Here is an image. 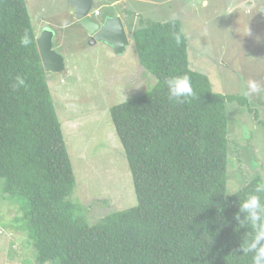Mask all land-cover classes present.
Returning <instances> with one entry per match:
<instances>
[{"label":"trees","instance_id":"trees-1","mask_svg":"<svg viewBox=\"0 0 264 264\" xmlns=\"http://www.w3.org/2000/svg\"><path fill=\"white\" fill-rule=\"evenodd\" d=\"M25 33L28 47L20 44ZM131 34L141 65L157 80L111 108L138 203L89 224L72 199L76 173L26 0H0V178L3 197L19 204L2 226L24 232L34 264H251L252 254L240 252L251 226L234 217L263 178L227 192L226 104L249 105V98L214 91L210 77L191 68L180 19ZM183 75L196 95L176 102L166 80ZM17 76L24 86L14 87Z\"/></svg>","mask_w":264,"mask_h":264},{"label":"rangeland","instance_id":"rangeland-1","mask_svg":"<svg viewBox=\"0 0 264 264\" xmlns=\"http://www.w3.org/2000/svg\"><path fill=\"white\" fill-rule=\"evenodd\" d=\"M112 1L93 0L92 17L121 13L134 23L133 29L148 22L180 19L188 40L190 66L210 77L214 91L245 96L249 80L264 86V0H256L258 6L250 13L246 4L242 12L233 9L239 0H120L113 6ZM26 3L37 36L52 28L54 49L65 59L64 70L46 71V78L76 173L72 199L83 205L78 215L94 224L138 203L111 108L136 97L157 80L141 65L131 33L122 50L100 38L91 44L71 0ZM248 98L250 106L237 101L226 104L228 170L233 172L228 193L238 192L257 175L264 181V125L260 123L264 120V92ZM255 110L259 117H255ZM4 183L0 178V264H34L33 246L29 240L23 243L24 232L2 226L19 213L17 201L3 197ZM98 200L104 201L96 203Z\"/></svg>","mask_w":264,"mask_h":264},{"label":"clouds","instance_id":"clouds-1","mask_svg":"<svg viewBox=\"0 0 264 264\" xmlns=\"http://www.w3.org/2000/svg\"><path fill=\"white\" fill-rule=\"evenodd\" d=\"M175 39L177 44H179L180 36L177 35ZM31 43L32 41L27 33L20 39V44L24 47H28ZM166 84L170 97L176 102H182L196 95L192 87L191 79L187 75L171 77L166 80ZM24 85V78L17 76L14 87ZM262 92H264V86L256 80H249L244 95L251 97L254 94H260ZM260 194H264V184L258 183L253 192L241 200L239 212L234 217L240 226H244L245 224L251 226V238L240 246V252L242 254H252L251 264H264V202L261 201ZM240 213H244L243 219H241Z\"/></svg>","mask_w":264,"mask_h":264},{"label":"water","instance_id":"water-1","mask_svg":"<svg viewBox=\"0 0 264 264\" xmlns=\"http://www.w3.org/2000/svg\"><path fill=\"white\" fill-rule=\"evenodd\" d=\"M75 7L78 22L87 31L91 44L100 38L108 41L117 50H122L129 42V27L121 15L105 16L102 19L93 18L91 9L93 0H71ZM55 32L45 28L37 36V46L45 71L61 72L65 68L64 56L54 49Z\"/></svg>","mask_w":264,"mask_h":264},{"label":"crops","instance_id":"crops-1","mask_svg":"<svg viewBox=\"0 0 264 264\" xmlns=\"http://www.w3.org/2000/svg\"><path fill=\"white\" fill-rule=\"evenodd\" d=\"M123 2L122 3H124V2H126L127 0H122ZM193 1V3H198L199 2V0H192ZM119 2H121L120 0H114V1H112V3H110V5H115V4H117V3H119ZM202 2H206V0H204V1H202ZM246 4V12L247 13H250L251 11H252V9H253V11L257 8V6H258V3L256 2V0H239L235 5H234V8L233 9H235V10H240L241 12L243 11V5H245ZM97 10H99V8L97 9ZM240 12V13H241ZM71 13H73V12H71ZM102 15V14H101ZM101 15H99V16H101ZM107 15H109L108 14V12L107 13H105L104 14V16L102 15L101 17H105V16H107ZM117 15H121L122 16V18L124 19V16L121 14V13H117ZM221 15H224V13L222 12L221 13ZM76 16V15H75ZM235 17L236 16H233V17H231V19H234L235 20ZM77 21H78V19H77ZM124 22H125V24H127L128 25V27H129V30H130V32H132V30H133V28H134V23L132 22V21H129V20H125L124 19ZM130 35V34H129Z\"/></svg>","mask_w":264,"mask_h":264},{"label":"built area","instance_id":"built-area-1","mask_svg":"<svg viewBox=\"0 0 264 264\" xmlns=\"http://www.w3.org/2000/svg\"><path fill=\"white\" fill-rule=\"evenodd\" d=\"M96 13H98V10H96Z\"/></svg>","mask_w":264,"mask_h":264}]
</instances>
